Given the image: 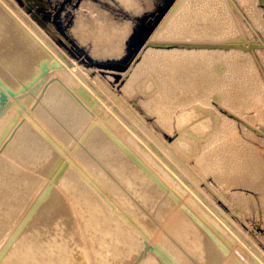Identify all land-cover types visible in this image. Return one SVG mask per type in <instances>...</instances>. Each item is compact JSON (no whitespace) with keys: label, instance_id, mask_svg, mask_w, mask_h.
<instances>
[{"label":"bare ground","instance_id":"1","mask_svg":"<svg viewBox=\"0 0 264 264\" xmlns=\"http://www.w3.org/2000/svg\"><path fill=\"white\" fill-rule=\"evenodd\" d=\"M56 1L48 0L47 10L40 1L31 17L23 8L21 15H17L19 18L16 17L18 20L0 3L2 252H8L13 246L12 240L17 237L16 230H25L31 218L34 230H39L42 221L56 217L59 224L66 227L65 234L71 229L70 219L74 218L81 224L69 239L62 241L69 250L62 258V264H93L96 258L89 251L88 239L82 257L72 253L73 237L85 236L84 222L90 219L87 216L89 208L99 217L98 222L107 224L112 221L103 207L118 200L127 205L126 215L122 214L132 218L137 229L153 232L159 227L158 234L154 233L156 244L171 264H264V250L255 246L257 252L253 254L242 237L245 232L240 231L241 235L232 226L225 211L231 206L229 198L232 195L237 202L246 198L244 195L247 194L238 188H253L254 193L255 189L257 192L264 190V156L256 145L264 138L254 144L251 138L248 139L247 127L239 126L235 118L217 108L219 104L239 116L248 105L264 101V88L255 70L254 54L239 44L245 36V29L238 15L224 0H174L169 5L148 37L167 41L169 45L151 47L146 44L141 60L134 64L131 76L122 88L127 96L138 93V101H135L141 103L145 115L154 116L151 126L147 127L145 123L143 128L139 116L133 125L129 124L131 120L126 122L125 115L123 121L109 105L107 94L110 92L105 90L106 84L100 76L96 72L90 74L66 52H61L60 44L46 32L42 24L46 22L47 19L43 18L48 17V12L52 17L60 13L61 22L52 19L51 23L64 26L71 18L70 8L76 0H63L62 4ZM119 1L120 5L131 10L130 15L125 13L129 16L124 20L121 15L115 19L110 11L92 4L87 12L80 9L73 13L75 18L69 30L81 44L88 43L90 57L97 63V68H102L100 60L104 57H120L125 52L127 37L133 30L130 18L145 8H151L154 2ZM245 2L247 14L256 26L261 27L263 16L256 1ZM87 3L83 0L82 4ZM26 4L32 6L30 2ZM93 10H96L95 15ZM153 20L150 15L144 17L142 23L150 25ZM114 94L112 101L120 98ZM121 101L118 105L122 108ZM132 106L128 105V108ZM17 107L21 109L20 113ZM260 111L263 122L264 110ZM131 113L134 114L133 110ZM152 128L166 136H171L174 131L178 133L172 142L173 149H176L172 152L173 159L172 149L169 150L167 142L164 143L168 137L165 141L155 138L157 136L152 138L155 135ZM148 135L156 142L150 141ZM254 136L253 133L252 138ZM168 151L170 158L175 160L173 163L180 164H177L179 169L169 164ZM182 164L185 166L181 167ZM168 170L184 173V199L180 205L176 189L169 191L172 179ZM200 181L205 184L202 188L199 187ZM53 187L56 194L50 192ZM104 187L109 189L107 199L93 198L87 191ZM45 194L50 198L49 208H54L49 219L38 207ZM166 219L168 224H162ZM176 222H179L182 237L175 233ZM47 227L45 230H53V225ZM114 227L118 229L116 224ZM155 255L156 250L146 255L148 264H152L149 259ZM28 260L24 257V261ZM33 260L30 256L29 261L33 263ZM48 263H53L51 258Z\"/></svg>","mask_w":264,"mask_h":264},{"label":"rangeland","instance_id":"2","mask_svg":"<svg viewBox=\"0 0 264 264\" xmlns=\"http://www.w3.org/2000/svg\"><path fill=\"white\" fill-rule=\"evenodd\" d=\"M40 1H42V7L44 10L49 9V7L47 6V4L49 3L48 0H44V3H43V0H0V3L9 12H11L16 18V17H18L17 15H21L23 8H24V10H26L27 14L30 15V17H31V14L34 10V7L38 8ZM87 1H88V3L86 5L82 4L83 0H76L75 2H73V4L71 5V8H70V10L72 12L71 18L69 21H67L65 23L64 26L60 23H57V22H55L54 24L51 23L52 19H56V21L61 22L60 16H59L61 14L59 13V14L55 15L56 17L55 16L52 17V14L50 12H48V17L43 18V19H47V20L44 23V25L42 24V26H44V29L46 30V32L48 31L47 33L48 34L50 33L49 35H51V37L53 36L52 38L60 44V47L62 48V49L60 48L61 52H66V54L69 55V57H71L72 59H75L77 62H79L78 64H80V66H82V68H87L86 70L90 74H95V72H96L98 74V76H100L102 82L106 84V85L104 84L105 90H108L110 92V94L113 93L114 91H116L115 94L114 93L113 94H114V96L116 95L117 98L120 97L117 100H120V99L124 100V102H123V100L122 101L120 100L121 101L120 106L122 105V108H121L118 105V102L120 103V101L117 102V100L115 101V99H113V101H112V98H113L112 95L113 94L112 95L107 94L108 95L107 101H108L109 105L112 106L116 110L115 111L116 113L118 112V115H120V118H122L123 121H125L124 119L127 116L129 120L126 117V122L129 123L131 120V123H129V124L133 125L135 123L136 117L139 116L137 118H139L140 120L142 118V121L144 123V124H142L143 125L142 127L145 128V123L147 124V127H150L151 126L150 122L151 121L153 122L155 119H154V116H152V114L151 115L147 114L148 116L145 115V111L143 109H141L142 108V106H140L141 103L137 102L138 98H139V96H138L139 94L136 93L135 95L127 96L124 94V92H122L123 91L122 88L127 83V81L129 80L131 73L133 71L132 69L135 66L134 64H137L136 62H139L141 60V56L143 55V52H144L143 50H144V47L146 44H148V46H151V47H163V46L169 45L168 43H166L167 41L164 42L163 40L158 41V39H153V38L149 39V38L152 35L153 31L158 26V24L160 23V21L162 20V18L164 17V15L166 14L167 10L164 11L163 13H162V10L165 8V6L167 5V3L170 0H153L154 2L152 3L151 8L143 9L142 10L143 13L141 12V13L133 14L132 18H130V20L132 22L131 25H133L132 26L133 30L131 31L132 35L127 37L126 44L124 47L125 52H123V54L124 53L125 54L120 55V57L119 56H117V57L115 56L112 58H111V56L110 57H108V56L104 57V59L100 60V62H101L100 65L102 66V68H97L96 67L97 63H95V61H93L91 59L90 53L88 50L89 49L88 43L87 44H81V42H79L78 39L75 38V36L70 31L71 26L73 25L72 22L75 18V16H73V13L76 14L80 9L83 10L84 12H87L89 10L91 4H92L96 8L99 7L101 9L106 10L107 12L110 11L109 13H111L112 14L111 16H113L115 19L121 18V16H122L121 19L124 20L126 17H128L130 15L131 10L126 8L123 4L120 5L121 3L119 0H117V1L113 0L110 2H109V0H104V1L103 0L102 1L101 0H87ZM173 1L174 0H172V2ZM224 1L227 3V5L231 9V11L238 15L242 25L244 26V29H245L244 35L245 36L242 37V40L239 42V44L242 47H244L245 50L250 51L254 54L253 55L254 60H255L254 63H255V67H256L255 70H256V73L258 74L260 80L262 79L261 82H262L263 88H264V74H263L264 73V62H263L264 61V56H263L264 55V0H252V1H256V4H257L258 8L260 9L261 14L263 16V23L261 25V27H263V28H261L260 25L256 26V24H254V22L251 20L250 16L247 14V12H246L247 6H246V2H245L246 0H224ZM28 2H30L32 4V6H30V7L27 6L26 3H28ZM56 2H58V3L61 2V4L64 3L63 0H57ZM103 3H105L106 5ZM109 3H112V4H110L111 6L109 5ZM115 3H117L118 5ZM104 5H105V7H104ZM114 6L115 7L118 6V7L116 9H114L115 8ZM84 7H86V8H84ZM119 8H120V11H118ZM35 12H36V10H35ZM125 13H127L129 15H127ZM92 14L95 15L96 10H93ZM57 15H58V17H57ZM150 15H153V18H154L153 22L150 25H144L142 23V19L144 17H149ZM134 19H136V20H134ZM52 28H53V31H52ZM150 29H151L150 33L144 39L145 34ZM56 30H58L59 33H61V34H59L58 31H56ZM62 34L65 38L62 36ZM68 40H69V42H68ZM126 54H129L128 58L124 57ZM88 62H90V63H88ZM258 64L260 65V67ZM88 68H90V69H88ZM121 72H124V74L121 75L120 74ZM108 76H111V78ZM113 79H114V81H113ZM111 81L115 84H113ZM111 90H112V92H111ZM133 97H136V98L133 99ZM135 100H137V101H135ZM125 101H127V102H125ZM110 102L112 103V105ZM261 102L262 101H259V103H261ZM113 103L114 104L117 103V104H115L116 106ZM259 103L257 104V102H256V104L253 103V104H250V106L248 105L249 107L247 106L245 108L244 112L242 113V115H239V116H237L236 114L233 115L226 108L219 106V104H218L217 108H218V111H221V112L227 114L229 117L235 118V120H236V122H238L239 126L242 125L241 127H244V126H245L244 128L247 127L246 129H248V131H249L248 139L250 140V138H251V141L255 144L261 138H264L263 137L264 136L263 135L264 134V128L261 126L260 122H262V120L260 119L261 116L259 115L261 112L260 110H264V108H263L264 107V101L261 104H259ZM125 104L127 106L123 107V105H125ZM133 104H135V105H133ZM128 105L129 106L133 105L132 110H133L134 114L131 113L132 107L128 108ZM257 105H258V107H257ZM134 106L135 107L138 106V108H135ZM117 108H119L121 110H119ZM134 108H135V110L138 109L137 110L138 113H135ZM127 109L129 110V112L126 111ZM141 111L144 113L145 116H143V113H141ZM17 112H19V113L21 112V109L19 107H17ZM122 113H124V114H122ZM127 113H129L130 115ZM248 113H250V114H248ZM139 114H142V115H139ZM246 114H247V116H245ZM123 115H125V117ZM132 115H135V118L131 119ZM144 117L147 119L144 120ZM252 118H253L254 122H253ZM133 120H134V122H133ZM255 120H256V122H255ZM241 122L243 124H241ZM247 122H249V125ZM251 122H253V124ZM148 124H150V125L148 126ZM250 124H252V125H250ZM258 125H260V127ZM262 125L264 126V121L262 122ZM251 126H253V128ZM155 130H157V129L152 128V133L153 134L155 133V135L152 136V138L157 136L155 138H161L160 140L165 141V139H167V137H168L167 141H165L164 143L167 142L166 144L169 147V150L172 149V151L170 150L171 155L174 152H176V149L175 148L173 149L174 146H172V142L174 141V139L177 138L178 133H176L174 131L173 133H171V136H166L163 132H162L163 134H160L158 131H155ZM260 130L263 132H260ZM252 131H254V132H252ZM253 133L256 136V138H255V136L252 138ZM257 135H259V136H257ZM148 136L150 138H148V137L147 138L150 139V141L153 142L155 140V139H152L150 135H148ZM163 137H164V139H163ZM260 141L258 143H256V145L259 147L261 154H263V156H264V139H261ZM154 142H156V140ZM170 153H169V151L167 152V154H169L168 159H169L170 163L168 162V160H166V161L169 164L175 165V167H177V164H179V163L178 162L173 163V161H175V160H172L173 159L172 157L174 154L171 156ZM170 156L172 159L170 158ZM183 165L184 164H182L181 167H183ZM167 174L172 179V184L169 186V191H170V189H173V188L176 189V192L178 194L177 202H178V205H180L184 199V196L182 194V188L184 187V180H185L184 179V173L181 170H168ZM207 180L210 181L211 178H207ZM204 186H205L204 181H200L199 187L202 188ZM256 190L257 189H255V193H254L253 188H245V187L244 188L243 187L238 188V191L244 192L247 195H249V193H251V192L252 193L249 195L248 199H247V195H244V197H246V198H242V200H240L238 202H237V200L234 199V196L232 195L229 198V201L231 204L230 208L232 206L233 207L231 209L228 208V210H227V208L225 209V211L228 212V215H227L228 221L231 224H233L232 226L237 228V229L236 228H234V229L238 230V232H240V231L242 233L245 232V233H243L242 237L244 238V242H245L246 246L248 247V249L253 254H256V252H257V249L255 246L260 247L261 249L264 250V233H263L264 232L263 231L264 230V228H263L264 227L263 226L264 225V219H263L264 218V215H263L264 214V211H263L264 210V207H263L264 190L263 189H261L263 191L258 190V192L261 191L260 194ZM51 191L56 194L57 190L53 187L52 190H50V192ZM87 191L93 198H96L99 200L100 199H107L108 197H110L109 189L107 187L94 188V189L87 190ZM232 191H235V190H232ZM248 191H250V192H248ZM165 192L167 193L168 189H166ZM253 194H254V196H253ZM49 199H50L49 195L45 194V196L42 197V199L38 205V207H40V209H41V213L47 217L50 216L54 212V208H49L50 207V200ZM246 199L248 201L252 199L249 202L250 204L248 202H245V201H247ZM240 202H241V204H240ZM258 202L260 203V205L262 207L259 205ZM255 203H257L258 208H257ZM118 207H121V208H118ZM115 208H117V209H115ZM234 208H236V210ZM103 209L106 213L109 214V216L112 217V221L107 222V224H103L101 222H98V221H100L99 217H97L94 214L95 211H93L92 208H89V213L87 216L90 219L86 218L87 221L84 222V227H85L84 229L86 230L85 236L78 235L75 238L73 237L75 244H74V249L72 250V253L74 255L80 254L82 257L85 256V251H86L85 249H87V245L85 244V240L88 239L89 251L96 258V261H94L93 264H148L147 260L145 259L146 255L150 251H155V250L157 251V255L153 256L152 259L151 258L149 259L152 261V264H171L170 261H168V257H166L163 253L160 252V250L158 249V246L156 244V236L154 235V233L158 234L157 230L159 227L155 228V230L153 232L151 230L144 231L142 229L141 230L137 229V227L133 223L134 220L132 218L124 217V215H126L125 211H127V205L126 204L124 205V203L118 202V200H114L111 203H109V202L106 203V205H104ZM232 209L234 210V212ZM231 210L233 213L230 212ZM258 210H259V212H258ZM236 212H238V213H236ZM238 214H240V215H238ZM241 215H243V216L240 217ZM50 217H48V219ZM232 218L235 220H232ZM245 219H247V220H245ZM244 220L246 222L245 225H244ZM32 221H33L32 218L29 219V221L26 225V228L29 227L27 230H26V228H25V230H23L21 232H18V230H16V232H17L16 236L17 237H15L12 240L13 246L9 247V250L7 253L6 252L4 253V251L2 252V250L0 249V264H49L48 261L50 258L53 261V263H51V264H62V261H63L62 258L64 257L65 254L67 255V253L69 252L67 245L63 244L62 241H66L67 239L70 238V235H72V233L74 231H76V228L78 227L79 224H81V221H76V219L74 220V218H71L69 221V224L70 225L72 224V226H71V229L69 230L70 232L68 231L67 234H65L66 233V227L61 226L59 224L58 218H56V217L50 219L49 221H47V220L42 221L41 227L39 230L38 229L34 230L35 229L33 227L34 222L32 223ZM113 221H117L119 225L117 224V222H113ZM234 221H235V223H234ZM114 223L118 226V229L114 227V225H115ZM163 223H164V225L165 224L167 225L168 219L164 220V222L162 221V224ZM242 223H243V225H242ZM49 224L53 225V230H49V231L45 230V229H48L47 226H51ZM176 224H177L176 225L177 230L175 231V233L177 236L182 237V232H181V229L179 228V222H176ZM247 225L251 226V227L246 228ZM44 227H46V228H44ZM18 228L19 227H16V229H18ZM257 231H259V233ZM126 232H127V234H126ZM241 232H240V234L242 235ZM14 234H12L11 236L13 237ZM241 235H240V238H241ZM247 235H249L251 237H249ZM11 236L8 238V240L11 239ZM244 236H246L247 239ZM253 242H255V243H253ZM31 245H34V247H32ZM35 245H36V247H35ZM135 246H136V248H135ZM69 247H71V246H69ZM30 256L32 258H34L33 263L29 261ZM24 257L26 259H29L28 262L24 261ZM129 260H130V263H128ZM163 261H165V263ZM72 264H78V263L73 262Z\"/></svg>","mask_w":264,"mask_h":264},{"label":"water","instance_id":"3","mask_svg":"<svg viewBox=\"0 0 264 264\" xmlns=\"http://www.w3.org/2000/svg\"><path fill=\"white\" fill-rule=\"evenodd\" d=\"M171 2H172V0H170V1L167 3V5L165 6V8L162 10V13L168 9V7H169V5L171 4ZM150 31H151V29L145 34L144 39L148 36V34L150 33Z\"/></svg>","mask_w":264,"mask_h":264}]
</instances>
